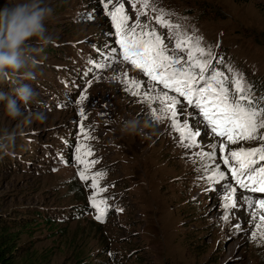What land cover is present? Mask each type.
Instances as JSON below:
<instances>
[{
    "label": "rangeland",
    "instance_id": "374dc122",
    "mask_svg": "<svg viewBox=\"0 0 264 264\" xmlns=\"http://www.w3.org/2000/svg\"><path fill=\"white\" fill-rule=\"evenodd\" d=\"M10 2L0 0V8ZM43 4L52 9L45 28L53 42L32 53L37 83H27L36 93V101L27 111L43 113L46 119L24 127L14 145L0 151V225L15 234L16 255L26 256L22 263L20 259L16 262L29 264L34 257L33 264L45 259L42 264H264V239L260 237L264 228L256 229L264 210L242 205L233 210L229 222L220 220L222 191L219 187L205 191L209 183L199 179L203 173L194 169L193 152L200 149L183 147L167 118H152L151 108H159L158 101L148 103L132 95L166 91L163 86L153 88L149 78L122 57L103 71L93 68L89 72L92 66H84L83 61L90 56L104 63L97 51L106 56L105 42L114 41L115 29L99 0H43ZM153 4L157 11H153ZM138 9L140 0L135 8L132 0L125 4L129 24L136 19ZM160 10L179 28L169 32L158 24L154 17ZM91 11L95 14L91 21L79 16ZM140 23L151 25L163 36L169 53L175 50L178 36L200 37L201 46H211L214 64L223 58L217 69L229 81L234 73L228 69L238 70L246 85L251 79H261L262 89L253 90V95L264 94V0H149ZM29 47L39 45L33 40ZM177 54L186 58V53ZM54 71L61 73V81L66 78L69 82L56 80ZM94 75L99 79H93ZM87 80H93L87 87L88 99L77 103ZM136 82L141 84L139 89ZM9 86L0 82V91H8ZM81 107L85 119L79 115ZM195 111L186 107L181 117L199 125L201 136L197 140L204 150H210V144L225 143L223 154L217 149L215 163L228 178L231 172L223 165V155L264 143L257 139L228 144L210 130L204 135L203 123L188 115ZM126 122L134 124L135 130L123 131ZM16 124L0 113V128L11 130ZM81 124L87 139L80 132ZM77 142L92 151L84 159L96 161L87 169V181L78 175L85 166L73 159ZM61 157L67 163H61ZM96 173L100 175L95 198L106 200L109 206L101 220L95 218L96 209L89 200L94 195L91 177ZM229 182L234 185L230 179L221 183ZM236 195L264 198V194L239 188ZM32 210L53 219H33L26 214ZM77 212L81 214H74ZM23 217L29 218L21 221ZM23 224L27 226L23 228ZM235 224L241 226L239 231L234 230ZM253 231H257L255 240Z\"/></svg>",
    "mask_w": 264,
    "mask_h": 264
},
{
    "label": "snow or ice",
    "instance_id": "6c2138e0",
    "mask_svg": "<svg viewBox=\"0 0 264 264\" xmlns=\"http://www.w3.org/2000/svg\"><path fill=\"white\" fill-rule=\"evenodd\" d=\"M127 2L128 0L124 2L116 0V3H113V0H99L105 14L111 19V27L115 29L114 41L105 42L103 51L107 53L106 56L100 55L99 50L97 51V55L100 60L105 61L104 63L91 56L88 58V64L92 66L88 68V71L92 72L93 68L103 71L110 66H115L122 57L123 62L130 63L148 77L153 88L163 86L166 91H157L155 94L145 91L142 96L139 92H133L132 95L140 96L141 100H146L148 103L158 101L159 108H151L152 118L162 121L168 117L171 127L179 133L182 146L188 149H200L198 152H193L194 169L198 174L203 173L198 177L199 179H206L209 183V188L205 191H211L217 187L222 191L220 220L229 222L234 215L233 210L242 205H246L250 210L254 208L264 210V198L254 199L252 195L239 197L236 195L238 188L252 194H264V164L260 163L264 162V143L248 149L240 147L223 155V165L227 166L231 172L228 178L226 172L221 170L220 164L215 163L217 149L223 154L226 148L225 143L210 144V150H204V145L197 140V137L201 136L199 125L193 126L181 117L186 107L190 106L196 111L189 112L188 115L189 117L195 115L196 120L203 123L204 135H207L210 130L215 137L226 139L228 144L257 139L264 141V134L260 131L264 130V94L253 95L254 85L250 83L246 85L243 75L238 70L228 69L229 72L234 73L229 81L224 72L217 69V64H223V58L214 64L211 46L207 49L201 46L200 37L187 34L178 36L175 50L169 53L163 36L158 34L151 25L140 23V16L146 14L149 0H140V9L137 10L136 19L131 24H129L130 16L125 10ZM110 5H112L111 10H109ZM132 7H136V0H132ZM152 9L157 11L154 4ZM79 16L91 21L95 14L91 11L80 13ZM154 19L162 27L168 28L169 32L173 27L179 28V25H173L170 20L164 18L163 10H160V14ZM109 34H112L111 31ZM178 52L186 53V58L184 55L177 54ZM93 79L98 80L99 77L94 75ZM92 83L93 80H87L77 103L88 99L87 87H90ZM135 87L139 89L141 84L136 82ZM79 115L82 119L86 118L83 107L79 109ZM201 117L202 120H200ZM80 132L84 134L85 139L88 138V133L82 124ZM75 152L74 161L78 165L85 166L78 171V175L81 180L87 181L90 178L87 169L96 161H88L84 159V156H91L92 151L87 145L77 142ZM60 162L67 163L62 157ZM99 175L100 173H96L91 177L94 195L89 198L91 206L96 209L97 220H101L106 215L109 207L106 200L97 201L95 198V189L99 186L97 180ZM227 179L233 181L235 186L230 182L221 183ZM122 210L117 209V211ZM259 220L261 223L256 225L257 230L264 228V214L259 216ZM233 228L239 231L241 226L235 224ZM251 237L255 240L257 231H253ZM260 237L264 239V231H260Z\"/></svg>",
    "mask_w": 264,
    "mask_h": 264
},
{
    "label": "clouds",
    "instance_id": "9594fccd",
    "mask_svg": "<svg viewBox=\"0 0 264 264\" xmlns=\"http://www.w3.org/2000/svg\"><path fill=\"white\" fill-rule=\"evenodd\" d=\"M51 15L52 9L44 6L43 0H11L0 8V82L10 85L8 91H0V113L17 122L11 130L0 128V151L14 145L24 127L46 119L43 113L27 111L36 101V93L27 81L36 75L32 53L53 42L45 28ZM33 40L39 47H29ZM122 130H135V125L126 122Z\"/></svg>",
    "mask_w": 264,
    "mask_h": 264
},
{
    "label": "trees",
    "instance_id": "16d2710c",
    "mask_svg": "<svg viewBox=\"0 0 264 264\" xmlns=\"http://www.w3.org/2000/svg\"><path fill=\"white\" fill-rule=\"evenodd\" d=\"M88 58L85 61H83V62H85V63H83L84 66H87L88 65ZM54 72H55V79L58 80V81H61L60 78L63 77L61 75V73L56 72V71H54ZM36 75H37V73H36ZM57 76H60V77H57ZM32 80H33V82L37 83V79L35 78V76H34V78ZM67 80L68 79L64 78V80L61 81V82L64 83V84H66V83L69 82ZM33 82H31V83H33ZM248 82L250 84L254 85V90L256 92H258L260 89H262L263 82L261 81V79H259V78L251 79ZM47 84H50V83L47 82ZM56 85L59 86L61 84H56ZM70 85L72 87H74V83H70ZM64 92H69V91H62L61 93L66 94ZM260 94H262V93H260ZM52 98H54V100H56V101L59 102V100H57L53 94H52ZM26 214L32 215L31 218H33V219H35V218L38 217V218H41L42 220H47L49 222H51V220L53 219L52 216L49 217V218L46 217V215H44V213L42 211H38L37 212L36 210H32V211H30L29 213H26ZM74 214H78L79 215L81 213L80 212H77V213H74ZM27 218H29V217H23L21 219V221H26ZM21 226L24 228L25 226H27V224H23ZM8 228H9L8 226H2V225H0V264H18L16 262L18 259H20L21 260V263H22L24 260H26V256L22 258L21 256H17L16 255L17 254L16 251L19 250V248H16L15 247V242L14 241H15V237L16 236L12 232H10ZM45 260H43V262H45ZM30 261H33L34 262V257L30 258ZM33 262H29V264H33ZM21 263H19V264H21Z\"/></svg>",
    "mask_w": 264,
    "mask_h": 264
},
{
    "label": "bare ground",
    "instance_id": "6f19581e",
    "mask_svg": "<svg viewBox=\"0 0 264 264\" xmlns=\"http://www.w3.org/2000/svg\"><path fill=\"white\" fill-rule=\"evenodd\" d=\"M167 118V120H168V124H169V127H171V125H170V119L168 118V117H166ZM172 128V127H171ZM173 129V128H172ZM138 133L142 136V137H144L145 136V133L143 132V130H141V128L139 129L138 128ZM181 141V140H180Z\"/></svg>",
    "mask_w": 264,
    "mask_h": 264
}]
</instances>
